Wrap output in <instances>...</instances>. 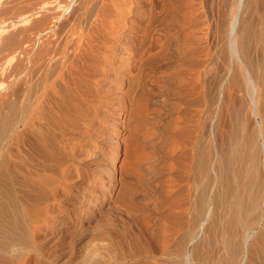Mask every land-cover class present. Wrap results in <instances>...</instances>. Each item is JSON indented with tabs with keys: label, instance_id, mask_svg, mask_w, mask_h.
<instances>
[{
	"label": "bare ground",
	"instance_id": "6f19581e",
	"mask_svg": "<svg viewBox=\"0 0 264 264\" xmlns=\"http://www.w3.org/2000/svg\"><path fill=\"white\" fill-rule=\"evenodd\" d=\"M3 1L0 264H264V0Z\"/></svg>",
	"mask_w": 264,
	"mask_h": 264
},
{
	"label": "rangeland",
	"instance_id": "374dc122",
	"mask_svg": "<svg viewBox=\"0 0 264 264\" xmlns=\"http://www.w3.org/2000/svg\"><path fill=\"white\" fill-rule=\"evenodd\" d=\"M9 1L11 3L14 2V0H4L2 3L4 4L6 2L5 4H7V5L8 4H11ZM212 4H214V2H211V0H206V4H205L206 6L204 7V10H206L207 13L209 12V13H211L213 15L215 13L214 10L216 9V6L215 5H212ZM260 8H262V7H260ZM211 10L214 13H212ZM5 15H3V16L0 15V24H1V21L6 20L9 17V15H6V16ZM213 16H215V14ZM29 26H30V24H29ZM15 29H14V27H13V29L10 27L8 29V31L10 32L12 30L11 32L13 33V31ZM29 33H31V31L30 32L28 31V33H25L23 36H21V39L26 38V36L29 37V39H30L31 38V34H29ZM7 34H9V33H7ZM7 34L1 33V30H0L1 38H3L2 36L6 37ZM1 38H0V40H1ZM26 39H28V38H26ZM1 41H0V44H1ZM7 48H9V47H7ZM29 50H30V52H29ZM7 51H8V49H5V50L0 51V72H1L0 73V124H1V126H0V130H1L0 131L1 132L0 133V149H1L2 144H5L13 136V134H14L13 133V130H14L15 126L17 125L18 121L27 120L28 117L31 116V60H30L31 59V43L29 42V46L26 48V51H27L26 53L27 54L26 53H25V55L22 54L23 56L21 55L19 57L23 61L25 67L23 68V70L20 73L17 72L15 75L12 73V71L15 68V65L14 64L17 63V60H16L17 57L14 59V57L11 54H9L10 52L9 51L7 52ZM6 55H7V57H6ZM167 60L168 59L164 60L165 62L164 61H161L158 66L156 65L155 66V69H154V72L152 73L153 75L151 74V76H154L156 78H157V76H158V78L161 77V74H159V73L161 72V68L165 67L168 64V62H166ZM3 68H4L5 71L3 70ZM6 68H8V69H6ZM169 71L166 72L167 73L166 74V77L167 78H170V76H172L169 73ZM172 71L173 70H171L170 72L172 73ZM168 74H170V76ZM12 80H13V82H12ZM152 86L153 85H151V87H150V89L152 90V93L153 94H157L156 90L154 89V86L153 87ZM10 90L12 92H15V93L13 94V93L8 92ZM160 94L163 97V98H161L162 101H163V99L165 100V97L166 96L164 97V94L163 93H160ZM12 95H14V96H12ZM7 98H8V100L6 101ZM9 99H11L12 101L11 100L9 101ZM9 102H10V104H9ZM155 108L158 109V110H156ZM155 108L153 107L154 113H156V112H157L156 114L163 113V111L160 108H157V107H155ZM160 111H162V112H160ZM12 118H13V122H11V120H10ZM16 119H18V120H16ZM13 123H14V125H13ZM248 124L249 123H247V129L248 130H249V128L252 129V127H253L252 124L253 123L250 124V125H248ZM8 125H9V127H8ZM10 129H11V131H10ZM4 138H5V140H4ZM1 141L4 142V143H2ZM106 148L107 147L104 148L105 149L104 150L105 153L108 152L107 154L110 155V150H107ZM18 152H19V155L23 157V159L31 160V136L29 134H25L24 136L21 137L20 143H19ZM147 152H149V151H147ZM144 166H145V164H144ZM147 167H149V165H146L145 168H147ZM134 175H137L136 176L137 179H143V178L146 179V177L144 176V174H143V177H140V175L142 176V174H141L140 171L139 172L138 171L137 172H134ZM157 177L154 179V182H151V180L148 179L151 182V183H148L149 185L147 184L148 187L151 186L150 188H152L153 185H155L154 188L155 187L157 188V186L159 187V185H158L159 176L157 175ZM149 181H147V182H149ZM142 188L144 189L145 186L142 185ZM95 259L97 260V262H96ZM83 260H87V261H83ZM93 260H95V261L93 262ZM98 260L99 259L97 257L92 256V255H89L88 258H84L82 260L80 259V261L83 262L84 264H87V263L88 264H95V263L96 264H99L98 263ZM80 261H78L76 263L77 264H83ZM76 263H74V264H76ZM41 264H45V263L43 262Z\"/></svg>",
	"mask_w": 264,
	"mask_h": 264
}]
</instances>
